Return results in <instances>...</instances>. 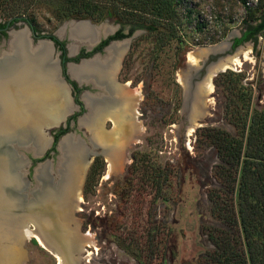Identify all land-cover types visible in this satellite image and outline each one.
Returning <instances> with one entry per match:
<instances>
[{"label":"rangeland","instance_id":"obj_1","mask_svg":"<svg viewBox=\"0 0 264 264\" xmlns=\"http://www.w3.org/2000/svg\"><path fill=\"white\" fill-rule=\"evenodd\" d=\"M23 1L21 5H25L26 0ZM186 1L194 14L178 24L181 40L177 37L161 39L159 30L137 28L130 36L117 41L121 43V51L116 79L128 83L126 91H118V95L123 96L124 102L136 101L135 120L139 129L129 130L123 145L108 141L107 145L117 147L107 150L82 124V117L76 123L71 122L67 130L72 140H80L82 144L85 136L90 138L85 147L93 153L78 187L81 198H77L71 213L76 237L85 249L80 255L86 254L79 264H206V252L212 244L205 226H225L210 213L207 190L218 185L213 168L220 158L207 133L216 128L234 133L235 126L228 118L230 91L222 85L215 86L214 74L212 88L204 98L206 103L201 109L191 111L189 122L190 111L185 104L182 108V84L178 74L187 72L188 52L209 48L214 43L225 47L221 41H229L239 34L244 6L240 0ZM42 2L39 0L32 7L34 24L42 32H53L61 38L68 54L77 45L71 46L69 23L83 21L100 27L118 21L114 16L98 20L57 19L51 7ZM246 2L251 4L253 0ZM195 16L200 29L194 27ZM7 17L0 11V19ZM12 29L25 31L30 47L41 45L37 40H44L50 48V56L56 60L57 52L49 39L31 37L23 19L19 17L10 26ZM238 49H248V55L245 58L241 55L240 62L230 69L242 73V82L251 90V106L264 110L262 34L256 36L254 43L241 42L233 53ZM111 123L104 124L106 130L112 127ZM44 134L52 136L49 130ZM131 136L136 139L131 140ZM109 157L116 162L112 170ZM79 166L75 165V170ZM71 201L75 203L74 196ZM26 222L27 229L32 228V222ZM5 223L7 227L0 223V229H10L13 225L9 221ZM17 232L14 230L13 235ZM14 238L16 250L13 253L20 251V264L58 262L55 254L33 236L14 235Z\"/></svg>","mask_w":264,"mask_h":264},{"label":"trees","instance_id":"obj_2","mask_svg":"<svg viewBox=\"0 0 264 264\" xmlns=\"http://www.w3.org/2000/svg\"><path fill=\"white\" fill-rule=\"evenodd\" d=\"M246 1L240 0L244 6L242 26L239 34L232 37V46L245 40L254 43L258 34L264 38V0H253L251 4ZM21 3V0H0V11L8 16L18 15L35 29L32 7L39 0ZM43 3L51 7L57 19L98 20L114 16L129 23L130 29L159 30L161 39L181 40L177 26L194 14L186 0H43ZM196 20L195 16L194 27L200 29ZM241 79L240 70L230 68L213 76L215 86L222 85L230 91L228 118L235 130L231 133L216 128L207 133L220 158L213 168L218 185L207 190L210 213L225 226H205L212 244L206 252V264H264V110L251 106V90Z\"/></svg>","mask_w":264,"mask_h":264},{"label":"bare ground","instance_id":"obj_3","mask_svg":"<svg viewBox=\"0 0 264 264\" xmlns=\"http://www.w3.org/2000/svg\"><path fill=\"white\" fill-rule=\"evenodd\" d=\"M90 26L91 25L83 21L78 24L71 23L68 35L73 40L71 41V46L76 45L77 41L89 40L95 37L101 29H104L92 28L93 26ZM60 32H62V30ZM17 33L18 32H14L11 35H15V37L11 40L10 45H16V47L20 49L17 53L19 58L10 65V67L12 66V75H8L5 78L0 77V134L17 131L19 126L25 125L32 130L38 128L39 134L37 138L44 140L47 137L43 131H41V128L43 126L57 124L66 113L67 105L69 103L67 87L59 84L57 81L54 82L53 80L52 82V74L49 71V68L45 69L43 67L48 61L49 50L47 43L39 45L41 47L40 49L43 50L33 57L36 48L29 52L27 48H24L23 31L18 33V35ZM218 45L219 46L212 45L209 48L195 49L194 51L188 52L186 56V64L194 66L198 65L200 60L208 55L211 50L224 47L223 44ZM214 46L220 48H213ZM114 47L115 46H113V48ZM111 52L112 51H109V54ZM233 52L234 51L227 53L219 59L217 66L220 69L230 68L233 65H237L240 62L239 58L241 55H243L244 58L248 55V49H238L237 52ZM45 67L47 66L45 65ZM99 68L100 66L96 61L89 64L84 62L79 66L71 67L70 71L75 77L81 79L82 76L90 74L92 71H97ZM186 74L187 72H179L178 74V81L182 85ZM127 85L128 83L114 85L112 89L116 96L113 95L115 99L110 98V100L115 101L116 98L122 99L123 96L118 95V91L125 92ZM211 88L212 83L209 79V75L197 83L196 89H193L192 93L193 99L191 100V111L201 109L204 106V103H206L204 98L208 95ZM94 99L95 98L88 96L85 98L86 102L91 105L96 104L93 103L95 102ZM135 105L136 101H126L122 106L115 107V109L109 112L98 113L96 110L94 114H87V116L82 119V124L87 126L90 133L103 147L106 148L108 145L111 146V148L115 147L116 144L113 146L106 144L108 141L110 142V140L114 143L118 142L119 146L123 145L125 143V140L123 139L128 136L130 133L129 130L134 132L135 128L139 129V124L136 123L135 120ZM107 121L112 122V127L106 131L104 124ZM131 137V140L136 139L135 136ZM64 147L70 155V162H68L67 167L72 171L71 173L68 168L67 176L72 178L75 176V165H79L78 161H81V155L83 154V149L85 147H76V145L71 143L69 139L64 140L63 148ZM83 162L84 163L80 164L78 168L80 170L78 178H81L80 176L83 175L88 163L86 160ZM108 163L112 170L116 162L112 157H109ZM9 164L7 157L0 155V223L6 225L5 222L9 221L13 224L10 229H0V264H20L22 262L20 251H17L18 253H13V251L16 250L14 247L16 240L14 235L20 237H22V235L33 236L40 245L45 246L51 251V253L53 252V254H55L58 261L57 264H72L69 263L73 260L71 254L74 250L78 249L79 244H81L82 248L83 243L82 241H77L78 238L76 235H73L75 234L74 228L73 226H70L72 223L71 213L72 210L75 209L74 204H76L77 198L79 200L81 198L78 192L80 180L76 182V180L73 179L72 191H65L62 197L65 198L67 196L68 200H65V203L61 205L48 204L39 210L31 209L27 213H15L11 208L12 202L2 191L4 183L8 184L10 182L12 184L15 182ZM74 188L75 191L73 190ZM72 196L75 198V203H72L71 201ZM65 215H68V217L70 216L71 219L67 220L64 217ZM26 220L32 222V228L29 227L30 229H27ZM19 223H22V225ZM35 225L36 228H34ZM16 226H19V228ZM9 230H12V232ZM14 230H17L18 232L13 235ZM52 235L60 238L63 249L62 251L61 249L56 250L57 248H53L47 242V237Z\"/></svg>","mask_w":264,"mask_h":264},{"label":"flooded vegetation","instance_id":"obj_4","mask_svg":"<svg viewBox=\"0 0 264 264\" xmlns=\"http://www.w3.org/2000/svg\"><path fill=\"white\" fill-rule=\"evenodd\" d=\"M18 20H19L18 15H11L5 19H0V77L2 78H5L8 75H12L13 71H11L12 66L10 67V65L12 62L16 61L19 58L17 53L19 52L20 49H18L16 45L14 46L10 45L11 40H13V37H15V35L13 36L11 35L14 32L19 33V29L10 30V26H12ZM81 22H77V23L74 22L72 24H78ZM28 27L29 29L32 28L29 25ZM101 27L102 28L105 27V29H101L99 32H106V35L100 36L98 41L90 48L85 45H76L73 48L72 50L73 52H71V54L67 53L64 41L58 36H56L53 32H46V31L42 32V30H39L38 28L35 29L32 28L33 34L31 33V37L33 38L42 37V38L50 39L52 41V47L57 52L56 60H54V58L50 56L51 51L48 46V50H49L48 61L45 63L47 67H45V65L43 67L45 69L49 68V71L52 74V82L54 80V82L55 81H57L58 83L60 82L59 84L68 87L67 89L70 96L69 97L70 101L68 103V107L70 109L66 115V118L60 124V126L58 125L48 129L52 133V136L51 137L48 136L50 140L44 147L42 153L38 156L35 155L32 156L30 152H26L25 158L22 159L23 162L20 167L21 172L20 174L18 172L17 180L19 181V184L21 183L26 187H30V186L35 187L33 188L32 193L37 192V194L39 195H43V194L45 195L47 191L52 190L57 195H62L63 197L66 190L72 191L73 179L76 180V182L79 180L81 182L83 175L80 176L81 178H78L80 172V170L78 169L75 170L74 173L75 176H73L72 178L67 176V169L69 167H67L68 163L66 162V160L59 156L60 150L58 148V140L62 137L63 134L68 132L67 130L70 127V123L71 122L76 123L78 118L80 117L85 118L87 114H94L96 109L97 110L103 109L104 113L109 112L115 109V107L122 106L124 103L123 99L116 98L115 101L110 100V98L115 99V97L113 96L114 94L113 92L114 90L112 89L113 86L124 84L123 82H119L116 79V72H117L116 70L119 65V54L121 51V49H119V47L121 48V43H118L117 41L122 38L130 36L135 29L140 27H133L132 29H130L131 25L129 23L114 21L107 26H100V27L93 26L92 28H101ZM116 33H123L124 35L115 36L114 34ZM51 36L56 38L57 43H55V41ZM232 37L230 39L231 42H232ZM59 42H61V44ZM240 43L234 46H237ZM113 46L115 47L113 48ZM40 48H41L40 46L36 47L35 49L36 51L35 54H33V57H35L38 52H41L43 50ZM109 51L112 52L109 54ZM95 61L98 62L100 68L97 69V71H92L90 74L82 76L81 79L75 77L70 71L71 67L79 66L84 62H87L89 64ZM87 96L95 98L94 99L95 102L93 103L96 104L95 105L93 104L94 106L86 102L85 98ZM55 134L57 135L56 137ZM37 139L38 142H41L40 144H42V142H44L45 139L47 138H45L44 140L39 138ZM65 139H69V141L74 145H76V147L78 146L85 147V144L89 142L88 139L90 138H87L85 136V139H83L82 141L84 144H82L80 140L77 139L72 140L70 136L62 137L61 148L63 152L67 155V161H68L70 160V155L66 151L65 147L63 148ZM109 147L111 146H107L105 149L107 150V148ZM83 161L79 160L78 161L79 165L84 163ZM69 170L72 173L70 168ZM34 173L38 177L37 180L34 177ZM16 182L17 181L15 180L14 186H17ZM62 197L60 198L58 205H61L65 203V200L66 201L68 200L67 196L65 198ZM48 204L56 205L57 200H55V198L48 199V202H46L45 205ZM45 205H43V207ZM64 217L67 220L71 219L70 216L68 217V215H65ZM70 226H73L72 223L70 224ZM75 235H77V233H75ZM84 250H85L84 248H81V244H79L78 249L74 250V252L71 254L73 260H71L69 263L79 264L78 261L80 260V258L86 256V254L80 255V252H83Z\"/></svg>","mask_w":264,"mask_h":264},{"label":"water","instance_id":"obj_5","mask_svg":"<svg viewBox=\"0 0 264 264\" xmlns=\"http://www.w3.org/2000/svg\"><path fill=\"white\" fill-rule=\"evenodd\" d=\"M10 19V18H9ZM8 19V20H9ZM7 20V21H8ZM14 31V30H13ZM23 31V30H22ZM30 33L33 34L32 28L29 29ZM19 33H21L19 31ZM24 33V48H27V50L30 52L34 49V47H30L27 44V40L25 38V31ZM106 35V32H98L95 37L89 39V40H81L77 41V45H85L87 47H91L94 45L100 36ZM43 42L37 40V42L40 43H45L44 40ZM49 43H52V41L49 39ZM225 44V47H217L219 46L218 43H214L217 45L216 47L214 46L213 48H220V49H213L211 52L204 56L202 60L198 63V65H189L187 64L186 69L187 74L186 77L183 80V85H182V108L186 105L189 109V122H190V117H191V100L193 99L192 93L193 89H196L197 83H199L201 80L205 79L209 75V79L212 83V76L216 74L218 71L224 69V68H219L217 66L219 59L224 56L227 53H230L236 48L237 46H231V41H221ZM37 43V44H38ZM220 43V42H219ZM213 44V45H214ZM212 45V44H210ZM39 47V45H37ZM35 46V48L37 47ZM73 52V51H72ZM68 88V87H67ZM68 93V89H67ZM69 96V93H68ZM70 97V96H69ZM70 101V98H69ZM185 104V105H184ZM68 106V105H67ZM72 107V106H71ZM69 107L67 109V112L63 115L61 120L55 125H49V126H43L41 128V131L43 133L47 132L49 128L54 127L64 121L66 118V115L69 111ZM192 118V117H191ZM13 132V131H12ZM38 134L39 130L38 128H35L34 130L24 126H19V129L17 131H14V133H1L0 135V153H3L4 156L7 157V161L10 163V170L12 172V175L14 176L15 180L17 181V186H14V183H4L3 184V194L8 197V199L12 202V210H14L15 213H27L29 210L33 209H41L43 208V205H45L46 202H48V199L55 198L57 200V204H59L60 198L62 195H57L54 191L48 190L45 195H39L33 192V186L26 187L22 185L21 183L19 184L18 179V172L20 174V167L22 165V162L25 158V153L30 152L32 156H38L42 153L44 147L50 140L48 136L46 141L38 142ZM63 136H68L66 133L62 135ZM5 137V138H4ZM7 137V138H6ZM62 137L58 140V148L60 150V157L64 158L66 162H70V160L67 161V155L63 152L61 148V139ZM62 152V153H61ZM87 148L83 149V154L81 155V161L86 160L88 162L91 161V157L93 156V153L91 154ZM95 153V151H93ZM1 155V154H0ZM58 156V157H59ZM19 158V160H18ZM15 159V160H13ZM38 172V171H37ZM68 172V171H67ZM34 177L37 180V175L34 173ZM21 185V186H20ZM33 227V225L31 226ZM47 242L52 246L53 248H57L56 250H63L62 249V243L60 238L58 236L54 237L53 235L50 237H47ZM54 255V254H53Z\"/></svg>","mask_w":264,"mask_h":264}]
</instances>
